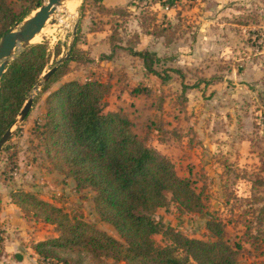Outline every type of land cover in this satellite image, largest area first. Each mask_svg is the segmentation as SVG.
I'll use <instances>...</instances> for the list:
<instances>
[{"label": "rangeland", "instance_id": "374dc122", "mask_svg": "<svg viewBox=\"0 0 264 264\" xmlns=\"http://www.w3.org/2000/svg\"><path fill=\"white\" fill-rule=\"evenodd\" d=\"M45 1L41 0V4ZM225 1L216 10L206 11V0H133L131 10L122 9L123 14H119L111 9L104 11L90 0H61L36 39L30 42H43L49 51V60L41 75L56 65L55 61L67 51L71 39L75 50L80 49L78 56L82 60L88 58L89 44L94 38H88L87 29L97 30L96 41L108 40L109 46L104 52H95L96 61H69L68 72L53 77L45 91L41 90L44 82L40 75L28 93L32 103L27 115L19 122L16 115L10 135L0 149V210L1 199H7L13 191H27L120 240L114 228L95 214L93 191L88 187L76 190L71 178L50 168L36 131L43 122L44 98L49 91L72 78L108 79L111 89L103 98V111H116L128 117L132 122L131 130L160 153H166L176 174L192 182L204 203L199 213H179L170 202L167 207L157 209L152 214L153 219L188 237L213 240L205 228L206 220L213 217L223 227V238L230 245L239 246L237 259L240 262L264 264V0ZM165 4L172 6L170 9L175 13L172 22L157 9ZM165 20L173 25L170 28L173 40L167 45L162 38L150 40L159 57L153 67L160 75L168 76L160 82L154 75H144L141 60L131 55L130 50L142 48L139 35H147V28ZM112 29L113 36H110ZM110 37H113L111 45ZM85 44L86 48H81ZM55 45L60 50L58 56L53 54ZM112 45L117 46L114 51ZM20 50V46L16 47L13 57ZM108 54L110 59L103 58ZM233 70L236 76L232 75ZM220 76L230 77L226 79L229 84L222 81L218 84L215 78ZM137 81L152 89L149 97L128 96L126 88ZM182 84L186 87L184 91ZM159 103L160 109L156 107ZM222 105L229 109L227 113L232 117L237 115L238 121L242 117L251 121L247 144L254 153L251 160L239 161L233 155L229 157L220 152L210 157L192 155L178 147L181 141V145H187L188 127L203 122L202 109L211 107L213 117L222 121L225 110L216 111L217 106ZM150 120L160 122L161 132L147 131ZM241 132L244 134V128ZM194 139L191 138V142L197 141ZM212 142L220 144L222 140L216 138ZM18 209L22 216L33 218L31 213L25 215ZM3 216L0 215L2 233ZM152 239L156 246L169 244L160 233L152 235ZM41 259L39 257V261ZM105 261L125 264L111 258ZM188 264L195 263L189 261Z\"/></svg>", "mask_w": 264, "mask_h": 264}, {"label": "trees", "instance_id": "16d2710c", "mask_svg": "<svg viewBox=\"0 0 264 264\" xmlns=\"http://www.w3.org/2000/svg\"><path fill=\"white\" fill-rule=\"evenodd\" d=\"M90 1L108 10L102 6V0ZM39 5L41 0H0V36ZM113 11L124 12L122 9ZM172 26L168 20L161 21L147 28V33L162 38L167 45L173 40ZM113 32L112 29L110 36ZM109 39L111 45L113 37ZM111 48L114 51L117 46ZM78 52L80 49L76 51L72 45L69 56L56 65L41 85L42 91L53 77L68 72L69 61L86 63L90 60H82ZM59 53L55 45L54 56ZM130 54L141 60L145 74L156 76L160 82L168 78L154 69L153 65L159 60L154 51L131 49ZM49 56L46 44L36 42L22 48L8 61L0 77V136L11 127ZM103 58L110 59L111 55ZM181 88L184 91L186 87L182 84ZM110 89L108 79L65 80L45 96L43 122L36 131L50 168L71 178L76 190L88 187L93 191L95 214L114 228L120 240L79 216L67 215L60 207L30 192L13 191L11 201L25 215L31 213L34 219L52 225L57 233L32 245L37 256L61 264H107V258L125 264H188L189 261L243 264L237 259L239 246H232L223 238V227L215 218L209 217L205 222L213 240L188 237L153 219L152 214L170 202L179 213H199L204 203L192 182L176 174L171 160L131 130L132 122L128 117L116 111H103V98ZM126 91L131 97L145 98L152 94V89L141 81L127 87ZM156 107L160 109V103ZM150 121L147 131L161 132L160 122ZM156 233L169 244L156 246L152 239Z\"/></svg>", "mask_w": 264, "mask_h": 264}, {"label": "crops", "instance_id": "0c3cea01", "mask_svg": "<svg viewBox=\"0 0 264 264\" xmlns=\"http://www.w3.org/2000/svg\"><path fill=\"white\" fill-rule=\"evenodd\" d=\"M132 1L133 0H102L101 4L105 9H125V11L128 12L132 8ZM225 2V0H206L204 7L206 11L214 10V8L216 10L217 7L224 5ZM156 3L157 2H155L154 5ZM157 9L158 11L163 12L170 22L173 21L175 17L173 14L175 13L172 9H165L162 5L158 6ZM199 19L201 20V18ZM87 31L88 38H94V41H91L89 44L90 54L88 58L90 61H96L97 58L95 57V52L106 51L109 43L108 40L105 39L103 41H96V37L99 33L97 30L87 29ZM137 32H139V30ZM151 38L161 39L160 37H153L150 34L145 35L142 33L139 35V40H141V43L143 44L142 48L135 49L132 47V49L154 51L150 42V40H152ZM86 45L87 44L83 45L85 47L82 46L81 48H86ZM231 73L233 76H236V71L233 70ZM221 77L222 79L220 80ZM228 78L230 77L220 76L216 77L215 80L219 81L217 82L218 84L222 81L225 82V85H228L229 81L226 80ZM201 84L204 83L202 82ZM209 85L210 84L207 86ZM193 88L195 87H192V89ZM212 88H215V86ZM196 108H198V106H196ZM223 109L225 110V113L222 121L213 117L212 113H214V109L211 107L208 106L207 108L202 109L201 114L204 116L203 122L201 124H194L191 128L188 127L189 139L187 140V145H181L183 144V141L178 145L182 152H187L192 155L197 153L200 154V156L205 155L206 157H210L211 155L214 156L216 153L220 152L229 157L233 155V157L239 161L251 160L254 153L247 148L251 136L249 135L251 133H249V129L252 127L251 121L248 120L247 117H242L241 120L238 121L237 115L232 117V114L227 113L229 112V109L225 108L223 105L217 106L216 111L220 112V110ZM232 111L234 110L232 109ZM243 128L244 134L241 132ZM181 138L183 137L181 136ZM191 138H195L194 140L197 141L191 142ZM216 138H220L222 143H213L212 140ZM171 149L172 147L170 150ZM162 154L165 155L166 153ZM1 201L3 204L0 210V215H4L2 218L4 222V238L0 250V264H43L39 261V257L34 252L32 245L46 238L55 237L57 235L56 231L53 230L52 225L43 223L38 219L22 216L18 207L14 205L9 196L7 199H1Z\"/></svg>", "mask_w": 264, "mask_h": 264}, {"label": "water", "instance_id": "95a60500", "mask_svg": "<svg viewBox=\"0 0 264 264\" xmlns=\"http://www.w3.org/2000/svg\"><path fill=\"white\" fill-rule=\"evenodd\" d=\"M61 0H46L45 3L39 5L36 10L29 16L25 17L20 24L16 27V24L10 26L2 35L0 36V77L4 71L5 66L8 61L12 59L13 53L16 47L24 48L28 44H31L32 38L40 31L44 25L46 19L53 12L56 5H58ZM76 23L73 27L72 35L75 34ZM73 44V39L68 44L67 51L62 57H59L55 64H59L69 56L70 49ZM56 65L50 67L45 73L41 75V81L45 82L52 72L55 70ZM32 98L28 97L23 105L21 106L17 121H22L27 115V112L31 106ZM16 120V119H15ZM14 120V122H15ZM10 135V128L6 129L4 133L0 136V149L2 145L6 142Z\"/></svg>", "mask_w": 264, "mask_h": 264}, {"label": "built area", "instance_id": "2783aa9c", "mask_svg": "<svg viewBox=\"0 0 264 264\" xmlns=\"http://www.w3.org/2000/svg\"><path fill=\"white\" fill-rule=\"evenodd\" d=\"M188 1H190V0H188ZM171 7L172 6H170V8ZM164 8L167 9V8H169V6L167 4H165ZM3 238H4V235H3V233H2V231L0 229V246L2 245ZM40 262L43 263V264H61V263H57V262H52V261H50L48 259H41Z\"/></svg>", "mask_w": 264, "mask_h": 264}, {"label": "bare ground", "instance_id": "6f19581e", "mask_svg": "<svg viewBox=\"0 0 264 264\" xmlns=\"http://www.w3.org/2000/svg\"><path fill=\"white\" fill-rule=\"evenodd\" d=\"M65 4V3H64ZM75 5V4H74ZM76 6V5H75ZM70 8H72L73 9V6H70ZM75 9V8H74ZM41 32V29H40V31L38 32V33H40ZM38 33L32 38V40L31 41H34L35 39H36V37H37V35H38Z\"/></svg>", "mask_w": 264, "mask_h": 264}]
</instances>
